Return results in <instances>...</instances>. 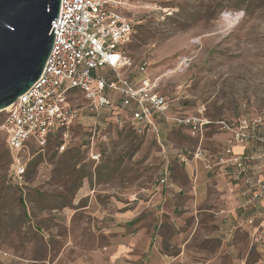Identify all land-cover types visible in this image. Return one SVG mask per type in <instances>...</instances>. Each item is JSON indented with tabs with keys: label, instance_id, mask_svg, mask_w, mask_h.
<instances>
[{
	"label": "rangeland",
	"instance_id": "374dc122",
	"mask_svg": "<svg viewBox=\"0 0 264 264\" xmlns=\"http://www.w3.org/2000/svg\"><path fill=\"white\" fill-rule=\"evenodd\" d=\"M123 1L125 14L135 22L126 47L133 66L124 74L138 77L136 65L145 61V75L167 97L171 115L204 109L209 119L234 123L241 101L250 114L264 106V0ZM69 101L85 103L80 92L69 95ZM89 119L86 115L72 129L63 152L56 138L44 145L27 143L16 155L23 168L18 177L14 155L0 135V264H65L90 253L98 255L96 264H126L121 257L108 260L102 210L130 207L137 201L133 197L144 200L158 185L165 162H173V169L180 166L176 155L199 140L212 150L219 143L212 126L201 139L172 126L166 137L169 154L153 135H137L123 117L103 112L98 119L107 140L95 147L100 157L93 160L83 147ZM197 243L195 238L190 242L186 260L161 264H264L261 227H240L224 244L211 239L200 251Z\"/></svg>",
	"mask_w": 264,
	"mask_h": 264
},
{
	"label": "built area",
	"instance_id": "2783aa9c",
	"mask_svg": "<svg viewBox=\"0 0 264 264\" xmlns=\"http://www.w3.org/2000/svg\"><path fill=\"white\" fill-rule=\"evenodd\" d=\"M124 6L123 0H60L59 14L51 22L52 47L42 72L24 93L0 111V135L14 155L16 176L23 172L16 155L27 143L44 145L52 137L63 152L72 139V129L86 115L90 119L85 124L88 131L83 147L89 149L93 160L100 157L95 147L107 140L98 119L103 112L123 117L137 135H153L166 153L168 147L160 138L158 120L183 126L188 135L197 139L215 125L229 133L226 145L211 155L201 139L192 150L177 154L180 162L198 160L206 170L225 167L243 188V208L251 207L260 214L264 198V106L250 114L248 104L241 101L242 113L234 123L209 119L203 115L204 109L191 115H171L167 97L145 75V61L136 65L138 77L124 74L133 66L126 47L133 40L135 23L125 14ZM74 92L83 94V105L69 101ZM238 145L247 148V152L234 153L233 148ZM169 165L166 161L158 185L174 189ZM254 220L255 216L250 215L246 222L264 228V216H260L257 225Z\"/></svg>",
	"mask_w": 264,
	"mask_h": 264
},
{
	"label": "crops",
	"instance_id": "0c3cea01",
	"mask_svg": "<svg viewBox=\"0 0 264 264\" xmlns=\"http://www.w3.org/2000/svg\"><path fill=\"white\" fill-rule=\"evenodd\" d=\"M157 122L160 138L164 139L171 154L172 146L166 137L171 127L178 125H169L160 120ZM210 126L218 130L214 136H218L219 143L214 150L204 148L213 155L226 145L229 133L215 125ZM233 151L241 154L247 152V148L238 145L234 146ZM177 162L181 164L174 169L173 162L169 165L174 189L155 185L147 190L144 200L133 197L137 201L131 202L130 207L122 209L116 205L111 210H102L106 214L101 218L103 225H106L102 226V231L109 243L105 245L110 251L109 261L117 257H121L126 264H161L168 260H186L190 256L186 252L187 247L194 238L198 242L197 250L203 246L202 243L211 239H219L224 244L238 228L253 227L246 222L250 215L255 216V225L260 216H264V198L260 203V214L251 207L243 208L244 200L240 194L243 188L230 177L225 167L206 170L198 160ZM169 228L172 234L167 233ZM170 248L176 251L169 253ZM199 251L195 254H202ZM97 260L98 255L90 253L66 259L65 264H96ZM205 261L210 262L212 259L207 258Z\"/></svg>",
	"mask_w": 264,
	"mask_h": 264
},
{
	"label": "water",
	"instance_id": "95a60500",
	"mask_svg": "<svg viewBox=\"0 0 264 264\" xmlns=\"http://www.w3.org/2000/svg\"><path fill=\"white\" fill-rule=\"evenodd\" d=\"M59 6L60 0H0V111L42 72Z\"/></svg>",
	"mask_w": 264,
	"mask_h": 264
},
{
	"label": "trees",
	"instance_id": "16d2710c",
	"mask_svg": "<svg viewBox=\"0 0 264 264\" xmlns=\"http://www.w3.org/2000/svg\"><path fill=\"white\" fill-rule=\"evenodd\" d=\"M57 140V139H56Z\"/></svg>",
	"mask_w": 264,
	"mask_h": 264
}]
</instances>
